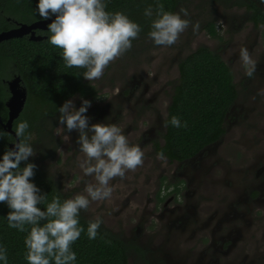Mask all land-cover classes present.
Wrapping results in <instances>:
<instances>
[{
	"label": "rangeland",
	"instance_id": "1",
	"mask_svg": "<svg viewBox=\"0 0 264 264\" xmlns=\"http://www.w3.org/2000/svg\"><path fill=\"white\" fill-rule=\"evenodd\" d=\"M181 8L187 10V17L180 12ZM174 13H180L182 18L191 22L175 44L157 46L148 36L134 39L131 49L110 62L102 77L95 79L96 83L93 80L87 81L93 82L98 92L95 100L98 105L96 114L102 111L101 117L89 120V124H115L121 128L130 145L139 146L141 132L137 137H133L131 133L127 135L129 125L136 122L134 118L131 119L134 113L147 110L154 118L156 112H161L165 118L179 78V60L199 46L216 50L232 72L237 98L231 110L232 115L229 114L224 123L227 129L224 139L218 147L208 149L199 158L200 166H196V170L188 167L185 175L188 179L194 177L190 187H195L200 182L203 191L221 190L224 189L222 186L225 177L229 178L228 167L237 164L233 157L239 161L247 153L257 160L259 151L264 147V25H255L245 8L235 7L230 0H183L178 3ZM208 21L214 23L220 38L207 34L204 25ZM197 22L199 29L194 31L193 25ZM242 47L247 48L252 60L256 62V71L251 78L246 75L240 59ZM134 75L143 76V83L150 85V91L133 108L137 96L130 99L127 94L130 77ZM152 94L156 99L145 104L144 99ZM71 100L76 109L81 106V97H73ZM90 103L89 108L93 105L91 101ZM89 108L86 115L91 113L94 118L95 112L92 114ZM131 111L133 112L129 115ZM57 123L56 119L46 120L45 133H31L26 137V142L36 150V155L28 160L45 171L67 199H72L77 194L86 195V185L95 184L96 181L94 177L85 176L80 167L85 157L77 143L79 133H68L61 130L59 125L55 133L53 129ZM137 124L144 129L149 122L145 118L142 123ZM151 124L156 125L154 120ZM156 131L162 136L165 123L157 127ZM142 151L145 154L143 164L135 171H127L123 179L117 177L112 180L111 196L103 201H90L88 209L80 213L88 220L100 218L103 227L125 241H132L143 250L141 256L131 249L127 264H163L162 245L166 240L167 228L159 220L162 205L156 207V193L162 185V177L166 178V182L173 180L175 176H181L180 168L178 163L168 161L167 158L159 160L151 145L143 147ZM238 174L233 172L231 179L236 180ZM170 245L172 248L176 246ZM173 250L175 254L184 252L182 246Z\"/></svg>",
	"mask_w": 264,
	"mask_h": 264
},
{
	"label": "clouds",
	"instance_id": "2",
	"mask_svg": "<svg viewBox=\"0 0 264 264\" xmlns=\"http://www.w3.org/2000/svg\"><path fill=\"white\" fill-rule=\"evenodd\" d=\"M103 0H38L36 12L41 20L55 18L48 24L51 33L49 42L62 50V59L66 67L84 68L86 81L102 77L110 62L121 57L132 47V40L138 37L140 26L131 21L124 13H109ZM180 12L188 16L186 9ZM144 15H153L152 7L145 9ZM156 19L152 21L150 39L157 46H171L185 32L190 20L180 13L164 10L157 6ZM199 29V22L193 30ZM240 59L246 75L251 78L256 71V62L252 60L247 48L240 49ZM90 101L83 100L76 109L71 99L59 108L60 129L79 133L77 143L85 159L80 163L85 176L94 177L96 183H88L84 189L86 195L77 194L72 199L61 202L60 197L53 198L46 210L38 205L44 202L46 194L31 182L36 165L22 161L36 155L32 144L26 142L27 121L18 123L15 128L17 142L14 149H7L0 158V202L7 204L10 211L6 219L8 226L30 231L25 238L28 264H72L76 254L70 246L84 231L80 227V212L86 211L90 201H103L109 198L113 188L110 182L117 177L123 179L127 171H135L143 164L144 152L138 145H130L121 128L115 124H89L86 115ZM170 123L181 127L180 120L173 116ZM186 127V125H184ZM69 139L68 135H65ZM165 160L163 152L157 154ZM42 221H45L41 224ZM102 223L100 218L89 221L87 235L89 239L97 237ZM0 261L7 264V250L0 248Z\"/></svg>",
	"mask_w": 264,
	"mask_h": 264
},
{
	"label": "trees",
	"instance_id": "3",
	"mask_svg": "<svg viewBox=\"0 0 264 264\" xmlns=\"http://www.w3.org/2000/svg\"><path fill=\"white\" fill-rule=\"evenodd\" d=\"M181 1L103 0L107 12L124 13L140 26L142 32L157 18L158 5L162 4L165 11L174 13ZM234 3L246 7L249 19L255 25H264V9L254 0H234ZM37 4L38 0H0V31L14 27L15 21L30 23L40 19L36 12ZM149 6L153 10L151 17L144 15ZM204 28L211 37L220 38L213 22L208 21ZM42 33L47 36L41 41L24 36L0 42V115L5 121V101L9 93L3 79H8L12 73L20 75L27 89V99L22 112L13 122V129L18 123L27 121L29 127L25 137L31 133L46 132V120L58 121V99H65L76 91L82 95L92 91L88 84L85 86L83 83L86 69L66 67L62 50L49 42V30ZM178 71V82L167 108L163 144L157 147V151H162L169 160L182 162L221 138L226 115L237 97V89L229 66L216 50L206 46H199L180 59ZM173 116L180 120L181 127H174L170 123ZM12 140V135L5 132L0 124V158L9 149L7 142ZM26 163L35 164L27 160L22 161L20 167L23 168ZM31 182L40 189L41 194H46L44 202L38 205L41 210H46L47 204L56 196L60 197L61 202L67 200L51 177L38 166L34 169ZM9 211L7 204L0 202V248L7 250V264H28L24 241L31 226L25 225L23 232L9 227L6 219ZM89 221L94 220H88L80 213L79 223L84 231L70 246L76 254L72 264H127L131 249L143 256L139 246L121 239L102 225L97 237L89 239ZM0 264H4V261H0Z\"/></svg>",
	"mask_w": 264,
	"mask_h": 264
},
{
	"label": "flooded vegetation",
	"instance_id": "4",
	"mask_svg": "<svg viewBox=\"0 0 264 264\" xmlns=\"http://www.w3.org/2000/svg\"><path fill=\"white\" fill-rule=\"evenodd\" d=\"M254 1L264 9L262 1ZM230 3L235 7L245 8L247 11L246 7L235 5L234 0H230ZM14 23L16 26L18 22L15 21ZM151 30V25H149L146 31L139 32L136 39L145 36L149 37L148 34ZM43 31H48V28L46 30L37 29L36 34L46 38L47 35L43 34ZM24 36L29 38V35ZM15 75L12 73L9 79ZM156 76L159 77V75ZM130 78L131 83L127 97L131 99L137 96L133 105L134 108L137 102L150 91V85L143 83V76L141 75L138 77L134 75ZM7 80L3 79L6 88ZM96 80H93V82L95 81L94 83H96ZM93 82L89 83L83 78L85 86L88 84L92 91L87 94L85 93V95H82L80 91H76L65 99H58V108L66 100L73 97H81L93 103L89 109L92 114L95 112V117L93 118L90 113L88 116L89 120H98L102 115V111L98 115L96 114L98 105L95 100L98 98V92ZM140 87H142L141 91L138 92ZM9 95L10 93L8 97ZM155 99L156 96L152 94L144 99V103L147 104ZM235 101L231 105L225 121L228 119L229 114H231ZM120 112L122 111L120 110ZM57 115L59 116V112ZM133 118L136 122H132L129 125L127 135L131 133L133 137H137L138 133L141 132L139 147L142 149L147 145H151L153 153L157 156L159 153L157 147L163 144V135L160 136L156 128L161 127L165 123L166 129V117L163 118L161 112H156L153 118L150 111L144 110L140 111L139 114L135 112L131 119ZM145 118L148 119L149 125L141 129L137 123H142ZM152 120L155 121L156 125L151 124ZM58 125L59 122L54 125L53 130L55 133L57 132L55 130ZM226 131L227 129L224 127V133L218 141L210 144L188 160L179 162L177 160H169L165 156L168 161L178 163L181 176H175L173 180L168 182H166L165 177H162L160 185L162 184L163 186H159L156 193V207L162 205L159 220L167 228L166 240L164 245H162L163 264H264V147L259 151L260 153L258 154L261 156L259 155L257 160L247 153H244L239 158V161L236 160V157H233V161L237 164H231L228 167L229 178L225 177L222 186L224 189L203 191L201 190L200 182L197 186L190 187L194 177L188 179L185 175V170L188 167L196 170V166H200L199 158L208 149L218 147L219 143L224 139ZM12 141H14V137ZM10 142H7L8 148ZM235 171L239 174L237 175V179L233 180L231 176ZM170 244H176L174 248L182 246L184 252L182 254L178 252L175 254L174 248Z\"/></svg>",
	"mask_w": 264,
	"mask_h": 264
},
{
	"label": "water",
	"instance_id": "5",
	"mask_svg": "<svg viewBox=\"0 0 264 264\" xmlns=\"http://www.w3.org/2000/svg\"><path fill=\"white\" fill-rule=\"evenodd\" d=\"M55 17L52 16L48 20H35L30 23L18 22L15 27L0 31V42L11 38H18L24 35H29V39L39 41L44 38L36 34V30H46L48 24L52 22ZM9 90V97L5 104L8 109L7 119L2 120L0 115V124L5 132L12 134L14 141L9 143V149H14V144L17 142L15 131L13 130V122L22 112L27 99V89L22 84L20 75H15L6 81Z\"/></svg>",
	"mask_w": 264,
	"mask_h": 264
}]
</instances>
